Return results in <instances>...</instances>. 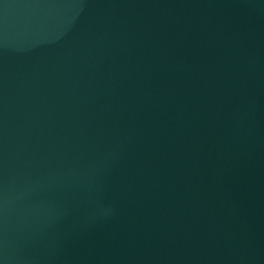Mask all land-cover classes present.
Segmentation results:
<instances>
[{
	"label": "water",
	"instance_id": "obj_1",
	"mask_svg": "<svg viewBox=\"0 0 264 264\" xmlns=\"http://www.w3.org/2000/svg\"><path fill=\"white\" fill-rule=\"evenodd\" d=\"M0 264H264V0H0Z\"/></svg>",
	"mask_w": 264,
	"mask_h": 264
}]
</instances>
